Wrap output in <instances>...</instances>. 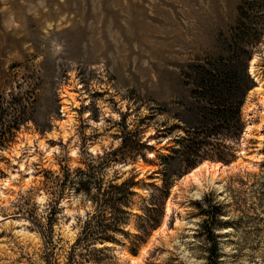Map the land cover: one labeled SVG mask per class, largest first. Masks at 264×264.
<instances>
[{
    "label": "rangeland",
    "instance_id": "374dc122",
    "mask_svg": "<svg viewBox=\"0 0 264 264\" xmlns=\"http://www.w3.org/2000/svg\"><path fill=\"white\" fill-rule=\"evenodd\" d=\"M240 3L0 0V94L24 81L34 97L31 119L0 157V264H207L209 250L216 264H264V24L259 36L239 26ZM233 43L251 50L254 81L242 134L225 143L234 157L199 182L184 178L194 166L173 151L202 104L189 66L227 57ZM136 127L149 146L134 161L104 163ZM215 143L202 153L221 150ZM131 177L133 193L115 194L127 214L113 241L83 239L106 185ZM165 178L168 196L150 205L159 194L151 184ZM147 206L161 214L131 254Z\"/></svg>",
    "mask_w": 264,
    "mask_h": 264
},
{
    "label": "trees",
    "instance_id": "16d2710c",
    "mask_svg": "<svg viewBox=\"0 0 264 264\" xmlns=\"http://www.w3.org/2000/svg\"><path fill=\"white\" fill-rule=\"evenodd\" d=\"M238 24L241 27L253 25L254 27L251 28L254 31L253 34L259 36L262 31L259 24H264V0H241L238 6ZM230 47L232 51L227 57L207 58L201 63L189 66V69L193 70L195 74H191L194 77L193 97L202 103L200 120L197 126L187 129V134L181 138V141H187L183 145V149L181 151L175 149L173 152H178L183 156L190 167H195L197 163L206 158L219 161V163L229 162L234 157V153L225 143L228 139L237 140L242 134L244 123L241 108L246 92L254 85L248 72L251 50L238 43H233ZM22 82L18 83L15 90L0 94V157L1 153L15 142L21 128L31 119L34 97L32 91L22 89ZM125 134L121 139L120 146L107 153L104 163L121 160L124 162L134 161L140 154L141 148L149 146L141 140L139 128L129 129ZM213 139L216 141L215 145L221 146L222 149L216 147L218 151L213 153L214 155L207 156L202 153L203 148L212 145ZM141 157L144 159L143 155ZM76 171L91 178L88 170L84 172L77 169ZM64 177V180H67L69 175L65 174ZM89 182L91 181L86 180L82 185L86 184L85 186H87L90 184ZM133 184V177H131L119 185L110 183L106 185L103 189V198L99 199L101 211L86 220L85 226L80 232L83 239L113 241V233L119 230L127 214V211L121 208L122 205L119 206L121 198L115 197V194H132L131 186ZM151 185L157 190L156 192H159L157 196L154 194V198H150V202H154L153 204L159 203V200L163 201L168 196L171 182L166 178L161 187ZM100 187L99 185L98 189L102 190ZM152 202L149 204L151 205ZM147 208L151 207L147 206ZM108 209L110 210L106 211ZM160 214L153 215L150 209L144 213L137 225L139 232L129 248L131 254H136L139 244L157 225V216ZM215 218L216 215L211 214L209 216L211 222L206 220L204 226L205 232L211 240L214 239V222L212 221ZM207 261V264H216L218 253L209 250Z\"/></svg>",
    "mask_w": 264,
    "mask_h": 264
},
{
    "label": "bare ground",
    "instance_id": "6f19581e",
    "mask_svg": "<svg viewBox=\"0 0 264 264\" xmlns=\"http://www.w3.org/2000/svg\"><path fill=\"white\" fill-rule=\"evenodd\" d=\"M251 74H253V70L251 69ZM247 129H249V126L247 127ZM223 167L225 168L226 166L222 165L219 162H211V161H203L201 163H199L197 166H195L194 168H192L185 176L186 177H191L195 180L198 181L199 180L197 178H199L198 176L200 174H202L203 172L205 173H209V172H213L214 174L219 173V170H222ZM171 210V204L169 201H167L166 204V214L169 213ZM146 254L145 249L143 248L140 252V255L137 258H132V262H137V260L141 259L144 255ZM146 256V255H145Z\"/></svg>",
    "mask_w": 264,
    "mask_h": 264
},
{
    "label": "water",
    "instance_id": "95a60500",
    "mask_svg": "<svg viewBox=\"0 0 264 264\" xmlns=\"http://www.w3.org/2000/svg\"><path fill=\"white\" fill-rule=\"evenodd\" d=\"M249 67V66H248Z\"/></svg>",
    "mask_w": 264,
    "mask_h": 264
}]
</instances>
